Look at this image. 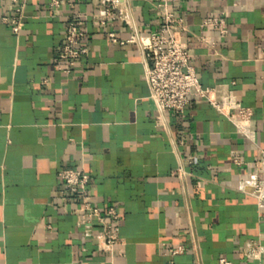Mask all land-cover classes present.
Wrapping results in <instances>:
<instances>
[{
	"label": "crops",
	"instance_id": "1",
	"mask_svg": "<svg viewBox=\"0 0 264 264\" xmlns=\"http://www.w3.org/2000/svg\"><path fill=\"white\" fill-rule=\"evenodd\" d=\"M51 1H27L18 35L0 20V264H246L245 246L264 247V216L241 189L249 174L264 177V0L173 6L201 84L252 108L254 140L195 95L158 121L142 52L108 37L159 28L157 0H125L133 27L101 25L99 0ZM220 11L223 36L201 25ZM76 13L89 53L66 73L57 57ZM65 167L83 169L95 204L116 209L112 254L98 248L99 224L83 237L78 198L58 176Z\"/></svg>",
	"mask_w": 264,
	"mask_h": 264
},
{
	"label": "built area",
	"instance_id": "2",
	"mask_svg": "<svg viewBox=\"0 0 264 264\" xmlns=\"http://www.w3.org/2000/svg\"><path fill=\"white\" fill-rule=\"evenodd\" d=\"M28 0H0V6L7 3L10 14H2L0 20L9 25L16 35L20 33L25 6ZM183 0H157L156 8L159 11L161 24L159 28L150 32L135 31L130 37L120 39L115 32H109L112 42L119 44L134 43L143 54L144 77L150 89V98L154 102L157 119L163 122L166 113L174 111L184 113L191 102V95L206 99L218 112L226 116L236 127V132L254 140L255 134L251 128L253 110L242 105L233 91H229L220 98L217 97L215 87L203 86L197 76L196 70L190 64L191 58L188 43L184 40V33L188 26L183 17L173 6ZM60 0H52L51 5H59ZM98 13L95 15L101 25L108 20H120L133 27L131 12L125 0H99ZM85 18L76 13L72 16L64 29V40L58 52V61L63 64L61 68L69 73L81 58L87 56L89 48L85 41L87 30L84 26ZM202 26H210L219 31L221 36L226 34V12L207 16L201 21ZM213 46L214 42L208 38H201ZM264 153V152H263ZM236 165L244 162L239 155L233 157ZM67 193L78 198L75 213L78 226L82 228L83 237L87 236L94 225L99 224L101 231L95 235L98 248L113 253L115 246L122 241L117 223L119 215L113 206L105 210L95 204L88 192L89 176L83 169L70 167L62 168L58 172ZM241 189L252 194L257 199V205L264 216V177L259 178L255 173L247 176ZM184 250L179 246L173 253ZM246 264H261L264 247L259 242H250L244 247ZM221 264H228L224 258Z\"/></svg>",
	"mask_w": 264,
	"mask_h": 264
}]
</instances>
